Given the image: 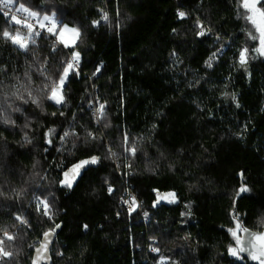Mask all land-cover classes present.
Listing matches in <instances>:
<instances>
[{
  "label": "trees",
  "instance_id": "obj_1",
  "mask_svg": "<svg viewBox=\"0 0 264 264\" xmlns=\"http://www.w3.org/2000/svg\"><path fill=\"white\" fill-rule=\"evenodd\" d=\"M19 3L79 36L54 51L42 35L24 51L2 36L24 29L0 11V239L9 264H33L45 232L56 238L37 264H251L229 253V229L264 228V55L239 63L248 42L239 0ZM73 53L81 67L57 105L41 89ZM28 92L39 106L13 95ZM93 156L98 163L71 188L61 183ZM242 186L249 191L237 197ZM129 192L134 212L121 201ZM34 193L52 204V218L37 212Z\"/></svg>",
  "mask_w": 264,
  "mask_h": 264
},
{
  "label": "snow or ice",
  "instance_id": "obj_2",
  "mask_svg": "<svg viewBox=\"0 0 264 264\" xmlns=\"http://www.w3.org/2000/svg\"><path fill=\"white\" fill-rule=\"evenodd\" d=\"M260 2V0H240V7L246 10L245 12V19L253 26L254 33H258L257 36L253 32L249 33V36L251 39H259V47L255 49V51L259 52L261 55H264V10H260L257 8V4ZM17 3V0H0V11H3V15L8 18L9 23H14L17 25H21L22 27H25L29 31V35L27 39L21 37V33L19 31H16L15 34L11 33L7 28L4 29L2 32V36L10 40L14 45H17L20 49H23L24 51L28 50V43L27 41H30L31 43L35 44L34 36H39L40 32L36 31L34 28V25L31 23H28L29 18L37 19L46 21L50 24H52V27H49L47 30L52 33L53 35H56V33L53 31V28L55 27V18L54 16H43L42 18L39 17V14L37 12L31 11L30 8L26 7L24 3H19L18 7H15L14 13H26L27 16L23 19L18 18L16 14L13 13L12 5ZM4 9H7V11H4ZM10 13H13L10 15ZM178 15L183 18L186 14L184 12H179ZM102 19L104 21L108 20V14L105 12L102 15ZM94 25L99 24V21H94ZM42 28L45 26L43 23L40 25ZM66 28V26H64ZM202 28V26H201ZM63 31V29H61ZM69 31H72L76 33L77 36H79V30L78 29H70ZM205 32L203 31V28L200 32V35H204ZM60 43H64L65 47H68V44L65 43L63 40H60ZM55 51V46L53 48ZM215 53H213L212 57L209 58L208 61H206V64L208 67H212V62L215 59ZM247 56H248V49L244 48L240 51L239 54V63L243 66L247 63ZM72 61L76 62L78 64L79 61V53H75L72 57ZM99 71V69H97ZM70 73H76V68L74 67L73 62H65V66L63 67L62 73H60L59 78L57 80H54L51 82V84L45 83L41 91H44L46 94L47 99H50L54 101L57 105L62 104L64 102L63 100V87L65 85V82L69 76ZM42 76L45 77V80H48V77L45 75V70L42 69L41 73ZM78 74V73H76ZM30 79V77H29ZM51 93L50 95L48 93ZM14 96H16L17 99L22 100L24 103H28L29 100L32 103L37 104V106L40 105V102L37 98L32 96L31 92H28L27 97L25 98L24 95H17L16 93H13ZM235 100V97H233ZM239 106V105H237ZM104 104H100L98 109L96 110V115L99 119H102L104 117ZM16 111H19V109H15ZM5 122H9L7 119H5ZM54 131V130H52ZM70 135L69 132H65L63 137L61 139L68 137ZM91 135V134H89ZM94 138V137H93ZM51 141H49L50 143ZM125 144L126 148L125 150L130 152L132 155H135L136 148L135 145H129L127 142V136H125ZM114 155V154H113ZM98 163V157H91L87 160H81L78 163L74 164L72 168L69 171L64 172L65 179L61 182L64 186L71 188L73 181L76 179L77 176L80 174V170L84 169L89 164H96ZM70 173L72 174L71 179H69ZM108 191L111 193L112 189L109 187ZM249 191L246 187L242 186L239 191L236 193L237 197H239L242 193H246ZM174 196L173 194H169ZM134 202V201H133ZM40 204L44 207V214L48 215L49 213V205L46 200L40 201ZM127 203V201H125ZM233 219L236 220L237 217L233 216ZM17 220L20 221L22 224H26L27 221L23 220L21 217H17ZM56 227H59V225H56ZM230 233L233 235L236 241V247H230L229 253L232 256L237 257L238 259L243 260L244 257L241 256V253H247V257L253 261H257L258 264H264V232H251L247 228H243L242 225L237 222L235 229H229ZM243 231L247 234V238L244 241H241L240 237L238 236L237 232ZM50 233L45 232V243L41 245L40 248L36 249L37 252V260L40 258V255L42 252L47 250V242L50 238ZM4 236L6 240L11 241L15 237L8 234L7 231H5ZM5 240L0 239V261H4V264H9V261L6 258H10L13 254L7 250H5L4 247ZM153 251H158V249H153ZM37 260L33 261V264H37Z\"/></svg>",
  "mask_w": 264,
  "mask_h": 264
},
{
  "label": "rangeland",
  "instance_id": "obj_3",
  "mask_svg": "<svg viewBox=\"0 0 264 264\" xmlns=\"http://www.w3.org/2000/svg\"><path fill=\"white\" fill-rule=\"evenodd\" d=\"M261 1L262 0H260V2L257 4V8L258 9H260V10H264L263 9V6L261 5ZM239 8H240V12H241V14H242V16L244 17V19H245V12H246V10L245 9H243L242 7H240V0H239ZM43 16H45V15H43ZM42 16V17H43ZM47 16H50V17H52L51 15H47ZM246 20V19H245ZM44 22H46V21H42L41 20V23H43L44 24ZM246 22H247V24H248V42L246 43V45H245V47L244 48H247L248 49V56H247V61H249L250 59H253V58H255L256 57V55H258L259 54V52H257V51H255V49L256 48H258L259 47V39H251L250 38V36H249V33L250 32H253L254 33V29H253V26L246 20ZM64 26H66V28L64 27ZM61 29H63V31H61ZM70 29H77L76 27H73V26H70V25H68V24H63L62 26H61V28H59L58 29V27H57V22L55 21V27L53 28V31L56 33V37H57V39H58V41H60V40H63L65 43H67L68 44V47H66V48H71V47H73L74 46V44L76 43V41H77V39H78V36L76 35V33H74V32H72V31H69ZM16 31H19V30H16ZM16 31H14L13 32V34H15V32ZM20 32V31H19ZM254 34H256L257 36L259 35L258 33H254ZM55 37V38H56ZM36 38H35V42H36ZM28 43V46H29V44L31 43V42H27ZM63 45H64V47H65V44L64 43H62ZM17 46V45H16ZM18 47V46H17ZM62 48V47H61ZM61 48H58V49H61ZM243 48V49H244ZM62 49H65V48H62ZM66 50V49H65ZM75 53H73V55H74ZM69 57V56H68ZM68 57H67V60H64L63 61V63L65 64V62H68ZM97 102V101H96ZM101 103H98V107H99V105H100ZM50 141V137L48 138V142ZM129 154H131L130 152H128ZM128 195H129V198H128V201H129V203H128V205L126 206V208H127V210L129 211V212H134V211H136L137 209H138V202H136V200H135V198H134V195L132 194V193H127ZM44 200H46L47 201V203H48V205H49V213H48V215H45L44 214V207H43V205L42 204H40L39 202L40 201H44ZM122 202H123V199L121 200ZM134 201V202H133ZM32 202H33V204H34V206H35V208H36V210H37V212H39V213H41L42 215H44L45 217H49V218H52L53 217V215H54V212H55V210H54V208H53V206H52V204L49 202V200L47 199V198H45V197H43L42 195H40L39 193H34L33 194V196H32ZM141 215L143 216V219H145V220H147L148 218H149V214L147 213V212H142L141 213ZM23 220H25L23 217H21ZM19 223H20V221H19ZM21 225L22 226H27V223L26 224H22L21 223ZM242 231H238L237 232V234H238V236L239 237H241V233ZM241 233V234H240ZM151 241H153L154 243H156L157 242V240L156 239H151ZM153 249H156V248H153ZM153 249H151V251H153ZM155 253L157 252V251H154ZM241 255V254H240ZM242 256V255H241ZM235 257V256H234ZM237 258V257H236ZM167 259L166 258H162V259H160L159 260V262H158V264H166L167 263Z\"/></svg>",
  "mask_w": 264,
  "mask_h": 264
},
{
  "label": "built area",
  "instance_id": "obj_4",
  "mask_svg": "<svg viewBox=\"0 0 264 264\" xmlns=\"http://www.w3.org/2000/svg\"><path fill=\"white\" fill-rule=\"evenodd\" d=\"M11 7H12L13 13H14L15 7H18V6L16 4H13ZM4 11H7V9H4ZM13 13H10V15L13 14ZM14 14H16L18 16V18H21V19H23L24 17L27 16L26 13H14ZM28 23L33 24L35 30L40 32V35L39 36H34L33 37L34 39L35 38H38V37H40L42 35L45 36V37H50V38H53L52 39L53 48L55 46V49H58V48H61L62 47V48H65L67 50V48L64 47V45L62 43H60V41H58L57 37L55 38V36L47 30L49 27H52V24H50L48 22H44V25L45 26L42 28L40 26L41 25V20H37V19H33V18H29ZM12 24H14V23H12ZM17 26H19L20 28H23L24 29V31H20L21 37L27 39V37L29 35L28 29L25 28V27H22L21 25H17ZM57 27H58V23H57ZM27 42H30V41H27ZM72 57H73V54H70L69 57H68V62H73L74 67L76 69L80 68L81 67V61H80V59L78 61V64H76V62L72 61ZM97 103H99L98 100H97ZM128 198H129V195L127 193H123V204L125 206H127L128 203H129ZM125 201H127V203H125Z\"/></svg>",
  "mask_w": 264,
  "mask_h": 264
},
{
  "label": "water",
  "instance_id": "obj_5",
  "mask_svg": "<svg viewBox=\"0 0 264 264\" xmlns=\"http://www.w3.org/2000/svg\"><path fill=\"white\" fill-rule=\"evenodd\" d=\"M248 230L251 231V232H264V228L261 229V230H251V229H248ZM50 234H51V235H50V238H49V240H48V242H47V250H46V253H48V251H49V249H50V247H51L53 241H54L55 238H56V233H55V232H51ZM246 238H247V234H246L245 232H243V233H242L241 241H244ZM44 243H45V237H44V239H43L41 245L44 244ZM41 245L39 246V248L41 247ZM243 255H244V257H246V258L248 259V261H249L251 264H258L257 261H253V260L249 259V258L247 257V253H243Z\"/></svg>",
  "mask_w": 264,
  "mask_h": 264
}]
</instances>
